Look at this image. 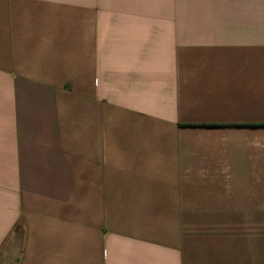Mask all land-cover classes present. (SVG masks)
<instances>
[{"label":"crops","instance_id":"1","mask_svg":"<svg viewBox=\"0 0 264 264\" xmlns=\"http://www.w3.org/2000/svg\"><path fill=\"white\" fill-rule=\"evenodd\" d=\"M0 264H264V0H0Z\"/></svg>","mask_w":264,"mask_h":264},{"label":"rangeland","instance_id":"2","mask_svg":"<svg viewBox=\"0 0 264 264\" xmlns=\"http://www.w3.org/2000/svg\"><path fill=\"white\" fill-rule=\"evenodd\" d=\"M20 242H21V237L19 235V238L18 237L16 238V256L18 255V251L20 248Z\"/></svg>","mask_w":264,"mask_h":264}]
</instances>
